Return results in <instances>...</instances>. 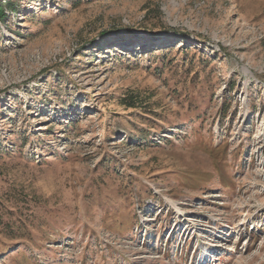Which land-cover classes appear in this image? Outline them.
I'll use <instances>...</instances> for the list:
<instances>
[{
  "label": "rangeland",
  "instance_id": "374dc122",
  "mask_svg": "<svg viewBox=\"0 0 264 264\" xmlns=\"http://www.w3.org/2000/svg\"><path fill=\"white\" fill-rule=\"evenodd\" d=\"M0 264H264V0H0Z\"/></svg>",
  "mask_w": 264,
  "mask_h": 264
},
{
  "label": "bare ground",
  "instance_id": "6f19581e",
  "mask_svg": "<svg viewBox=\"0 0 264 264\" xmlns=\"http://www.w3.org/2000/svg\"><path fill=\"white\" fill-rule=\"evenodd\" d=\"M218 247H220V245H218Z\"/></svg>",
  "mask_w": 264,
  "mask_h": 264
}]
</instances>
